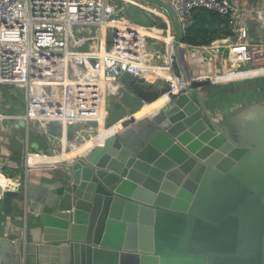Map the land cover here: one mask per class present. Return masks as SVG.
Wrapping results in <instances>:
<instances>
[{"label": "water", "instance_id": "water-1", "mask_svg": "<svg viewBox=\"0 0 264 264\" xmlns=\"http://www.w3.org/2000/svg\"><path fill=\"white\" fill-rule=\"evenodd\" d=\"M142 1L168 12L173 70L188 81L163 107L137 118L171 85L128 76L113 102L116 112L124 111L120 129L57 164L53 195L34 215L38 235L27 250L63 247L70 264H264V100L214 117L201 89L227 82L200 80L184 62L185 32L168 1ZM124 15L169 28L135 4ZM115 32L107 33L108 49ZM148 46L169 51L164 42ZM52 124L60 126L46 127ZM18 198V191H5L2 213L19 212Z\"/></svg>", "mask_w": 264, "mask_h": 264}, {"label": "built area", "instance_id": "built-area-1", "mask_svg": "<svg viewBox=\"0 0 264 264\" xmlns=\"http://www.w3.org/2000/svg\"><path fill=\"white\" fill-rule=\"evenodd\" d=\"M168 2L184 32L198 8L227 18L232 36L198 47L211 59L210 48L215 43L224 42L229 49L230 68L223 69L219 64L221 72L208 76L217 80L229 73L248 72L249 68H243L246 64L264 70V41L254 40L248 25L254 18L264 26V0L255 8H247L238 0ZM129 4L137 5L160 23H168L169 28L134 23L124 15ZM167 17L165 9L142 0H0V121L19 119L26 122L27 128L35 122L44 129L51 121H60L69 129L90 124L86 130L79 128L76 138H84L86 131L92 132L94 123L99 130L105 112L108 116L107 98L120 90V79L143 77L146 68L156 73L170 69L166 63L152 65V60L161 54L150 48L147 41L149 37L152 40L159 35L163 37L171 30ZM140 28L153 36H144ZM115 29L113 45L108 49L107 33ZM171 38L170 43H174V33ZM216 50L220 49L216 47ZM170 85L169 93H175L184 84L172 81ZM3 86L21 90L25 101L23 114L3 112ZM64 135L59 137L60 147ZM27 143L26 173L27 158L32 153L29 140ZM66 147L70 146L66 144ZM10 162L8 156L0 159V200L12 185L11 178L3 172ZM22 218L26 220L27 209Z\"/></svg>", "mask_w": 264, "mask_h": 264}, {"label": "crops", "instance_id": "crops-1", "mask_svg": "<svg viewBox=\"0 0 264 264\" xmlns=\"http://www.w3.org/2000/svg\"><path fill=\"white\" fill-rule=\"evenodd\" d=\"M168 1V0H166ZM241 5L247 7V8H255L259 7L262 0H238ZM170 25H172V22L169 17H167ZM160 23V21H157ZM249 28H250V34L251 37L256 41H264V26L258 22L256 19L251 18L249 20ZM171 30H168V33H164L165 36L161 37V35L156 36L155 40H152V38H147L148 44H158L161 42H164L167 44V49L169 51H166L165 53H161V56L154 58L152 60V65H161L165 64L170 66V69L163 68L165 71H161L162 73H156L154 70H150V68H146V71L144 73V78L146 80L154 82L157 80H170L177 81L178 83H185V81H188L184 78V75L182 72H180L179 75H176L173 70V55H174V46L173 43H170L171 41V35L175 32V29L173 26H170ZM144 36H153L152 32L146 31L143 28L139 29ZM224 40V38H223ZM220 39L219 41H223ZM211 45V44H210ZM204 46V45H201ZM213 47L210 48V53L213 54V59L209 57L208 54H203L201 50H199L198 47L200 46H194L187 44L185 42H181L179 44L180 50L184 52V62L188 65V67L192 70L193 73H197L200 76H206V75H215L216 73H220L222 68L219 66H223V69L228 68L229 60L227 57L221 56L222 48H228L227 44L224 42H218L212 45ZM216 47H218L220 50L219 52H216ZM157 52V51H156ZM153 55V54H152ZM218 57L216 59L215 57ZM230 56V53H229ZM226 60V61H224ZM225 62V63H223ZM228 62V63H227ZM220 64V65H219ZM163 66V65H162ZM165 67V66H163ZM219 67V69H218ZM221 69V70H220ZM214 71L212 73V71ZM216 71V72H215ZM259 72V71H254ZM236 74V72H235ZM231 75H228L226 78H218L217 80L225 81L230 78ZM128 79V76H124L122 79H120V84L123 83ZM115 96V95H114ZM114 96L110 95L107 98L106 101V110L104 117L105 120L101 121V125L99 130L96 128L95 123L93 124V127L95 128L92 132H84L86 135L84 138L78 137L82 139V142L76 143L74 140L76 139V131H78L79 128L77 127H71L65 128L63 127V124L60 121H51L52 122H59L60 126L57 124L51 125V130H49L47 127L40 128L39 125L35 122L34 124L37 125L39 130L43 135L46 137V141L43 139L42 141L37 140V142L34 143L35 151H31L32 153L27 158V164L30 166V169H28V172L24 174L23 171H20V173L14 175L13 169L16 167L19 168L20 164L18 163L17 153L14 149L10 148V140L8 139V149H5L2 147L1 156L0 159L3 158V160L6 158V156L9 157V160L11 162H14L17 165H14L12 169H8L5 171L4 166L3 172L6 175L7 178H11L12 185L10 186L9 190H15L19 192V198L14 203L15 206H19L20 211L17 213H14L13 215H5L2 213V200H0V211L2 213V217H0V264H70L68 256L69 254L64 251L63 247H61L59 250L54 245H49L45 249H40L38 246L34 251L31 253L28 252L27 246L29 244H33V240L38 235L37 234V223L36 218L34 215L37 213H40L42 209H45V205L47 204L48 200L53 195V181L52 176L55 175V169L57 164H59L62 161H65L66 157H68L72 152L76 151L77 149L88 147L86 150L73 155L68 160H71L74 158V156L86 153L90 151L94 146H97L99 144H103L106 137L110 136L105 134L111 130L112 127L116 126V124L120 123L121 127V121L123 120L121 117L123 115L119 116L116 120L110 121V117L112 112H114V115L119 114V112H116V105L113 103L115 98ZM170 98V93L164 95L156 104L157 106L163 107L167 100ZM161 102V103H160ZM160 107V108H161ZM8 114H14V113H8ZM144 116V115H143ZM137 117V116H136ZM142 117V116H141ZM137 117V118H141ZM19 119H11L9 121H16ZM5 120L4 122H6ZM3 122V121H0ZM6 124V123H5ZM105 124V125H104ZM14 125V123H13ZM8 129L10 128V125L6 124ZM92 126V124H91ZM30 128V126H29ZM27 128V129H29ZM10 130V129H9ZM62 130L63 137V146H61V149L58 146L59 140L53 141L51 140V133L55 135L56 139H59V135L56 131ZM69 130L74 131V138L72 140H69L67 138V133ZM18 130L15 128H11L10 134H16ZM118 131V130H117ZM115 131V132H117ZM51 132V133H50ZM18 133V132H17ZM74 141V142H73ZM30 142V140H29ZM57 143V146H56ZM66 144H68L70 147H66ZM53 149L56 151L53 152ZM58 156V157H57ZM26 165V163H25ZM23 168V167H22ZM10 174V175H9ZM27 209V218L24 220L22 218V210ZM23 213V212H22ZM21 242H24V248L22 252H20L21 248ZM41 246V245H39Z\"/></svg>", "mask_w": 264, "mask_h": 264}, {"label": "rangeland", "instance_id": "rangeland-1", "mask_svg": "<svg viewBox=\"0 0 264 264\" xmlns=\"http://www.w3.org/2000/svg\"><path fill=\"white\" fill-rule=\"evenodd\" d=\"M220 54L223 57L228 56L227 59L230 60L228 48H222V52ZM229 68H230V62H229L227 69H229ZM243 68H249L250 71L258 69L256 67V65H251V64H246ZM262 73H264V71H259V72L251 71V72H243V73H238V74L231 73L230 78L225 80V81L227 82L226 84H233L234 82H239V81L254 80L255 78L264 77V75H259ZM208 77H209L208 75H206V76L202 75V76H200L199 79L200 80L201 79L207 80ZM211 81L215 82L213 79ZM217 85L220 86L222 84H214V85H211L209 87L202 88L201 89L202 98H204L206 101H208L209 97L212 95V92H213L212 88L214 86H217ZM2 92H3V100H2L3 112L14 113V114H23L25 112V101H24V98L22 96V92L20 89L10 88L9 86H3ZM223 100H225V102H223V103L221 102V104H223V108L215 107L214 108L215 110L213 108L209 109L214 117H218V115L221 114V109L222 110L225 109L226 111H228V109H231L234 106L237 107L238 105H240L237 103H231L230 104V103H228L227 99H223ZM123 113H124V111L123 112L119 111V114L111 116L109 120L112 122V121L116 120L119 116L123 115ZM5 123L8 124V126L10 125V128H9L10 130H11V128H13L15 126V128L18 130L17 131L18 133L16 132V134H10V130L8 129V127L6 126ZM13 123H14V125H13ZM76 127L86 130V128L90 127V124H87V125L80 124V125H77ZM6 138H9L11 147L9 146V143L7 142L8 139H6ZM43 139L46 141L45 135H43L41 133V131L39 130L37 125L34 124L33 122L30 124L29 129H27L26 122L24 120H16V121L7 120L6 122H4V121L0 122V156L2 155L1 152H4L5 149H8V146L10 148L14 149L17 153H19L17 155V158L19 161L18 163L20 164L19 168L18 167L14 168L13 166L17 165V164H15L14 162H10V164L8 163L7 167L5 168V171L8 169L14 168L13 171H14L15 176L17 173L19 174L20 171H23L25 174V172L27 170L26 165H25V163H26L25 156H26V149H27L28 140H30L29 149L34 152L35 151L34 143L37 142V140L42 141ZM51 140H53V141L57 140L58 141L59 139H56L55 135L53 133H51ZM57 143H56V146H57ZM2 147L4 148V151H1ZM10 165H13V166H10ZM28 169L31 170L30 166ZM21 210H22V212L24 211L23 209H21ZM22 212H21V214H22ZM0 217H2L1 211H0Z\"/></svg>", "mask_w": 264, "mask_h": 264}, {"label": "trees", "instance_id": "trees-1", "mask_svg": "<svg viewBox=\"0 0 264 264\" xmlns=\"http://www.w3.org/2000/svg\"><path fill=\"white\" fill-rule=\"evenodd\" d=\"M230 36H232V31L225 16L205 8H198L193 12L192 21L186 29L183 42L194 46L209 45L215 40ZM212 89L214 93L212 92L207 101L209 109L223 108V104H221V102H225L223 99H227L230 104L264 100V77L217 85ZM236 110L228 109L227 113H233Z\"/></svg>", "mask_w": 264, "mask_h": 264}, {"label": "bare ground", "instance_id": "bare-ground-1", "mask_svg": "<svg viewBox=\"0 0 264 264\" xmlns=\"http://www.w3.org/2000/svg\"><path fill=\"white\" fill-rule=\"evenodd\" d=\"M251 71H264V70H259V69H257V70H251ZM251 71H248V72H251ZM231 73H229L228 75H230ZM228 75H224V76H222V77H217V78H226ZM163 97V96H162ZM162 97H160L159 99H157L156 101H154V102H152V103H149V104H146L138 113H136V115L135 116H137V117H141V116H143V115H145V114H149V113H152V112H154V111H156L158 108H160L161 107V105L160 106H157V102L158 101H162V100H160ZM161 103V102H160ZM120 129V123H118V124H116V126H114V127H112L111 128V130L109 131V132H107L106 134H105V136H107V135H111V134H113V133H115V131H117V130H119ZM88 147H83V148H80V149H77L76 151H74V152H72L68 157H66L65 159H69L70 157H72L73 155H75V154H78V153H80V152H82V151H84V150H86ZM58 157V156H57ZM2 179H3V181L5 182V179L2 177Z\"/></svg>", "mask_w": 264, "mask_h": 264}, {"label": "flooded vegetation", "instance_id": "flooded-vegetation-1", "mask_svg": "<svg viewBox=\"0 0 264 264\" xmlns=\"http://www.w3.org/2000/svg\"><path fill=\"white\" fill-rule=\"evenodd\" d=\"M234 109H237V107L236 106H234V107H232L231 108V110H234ZM215 110V109H214ZM217 110V109H216ZM231 113H227V111H225V110H221V114L220 115H218V117L219 118H222L223 116H228V115H230Z\"/></svg>", "mask_w": 264, "mask_h": 264}]
</instances>
